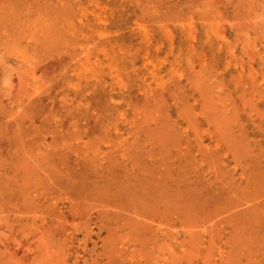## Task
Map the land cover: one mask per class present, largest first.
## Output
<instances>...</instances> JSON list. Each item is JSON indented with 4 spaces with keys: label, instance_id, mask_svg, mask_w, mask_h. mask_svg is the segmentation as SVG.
Masks as SVG:
<instances>
[{
    "label": "rangeland",
    "instance_id": "rangeland-1",
    "mask_svg": "<svg viewBox=\"0 0 264 264\" xmlns=\"http://www.w3.org/2000/svg\"><path fill=\"white\" fill-rule=\"evenodd\" d=\"M0 264H264V0H0Z\"/></svg>",
    "mask_w": 264,
    "mask_h": 264
}]
</instances>
